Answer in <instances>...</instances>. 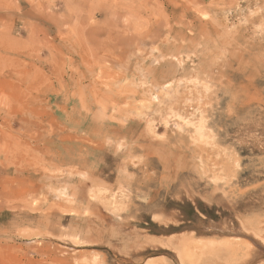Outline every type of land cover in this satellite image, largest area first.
I'll use <instances>...</instances> for the list:
<instances>
[{
	"label": "rangeland",
	"instance_id": "1",
	"mask_svg": "<svg viewBox=\"0 0 264 264\" xmlns=\"http://www.w3.org/2000/svg\"><path fill=\"white\" fill-rule=\"evenodd\" d=\"M0 264H264V0H0Z\"/></svg>",
	"mask_w": 264,
	"mask_h": 264
},
{
	"label": "bare ground",
	"instance_id": "2",
	"mask_svg": "<svg viewBox=\"0 0 264 264\" xmlns=\"http://www.w3.org/2000/svg\"><path fill=\"white\" fill-rule=\"evenodd\" d=\"M188 78V77H187ZM195 80V79H194ZM206 91H207V89H205ZM205 92V91H204ZM168 116V115H167ZM166 116V117H167ZM170 116H172V115H170ZM188 118V117H187ZM190 118V117H189ZM173 119V118H172ZM180 121H182V122H184L185 124H187V122L188 121H185L184 119H182V118H178ZM199 119H201L200 117H199ZM167 122V121H166ZM175 124V123H174ZM203 123H202V121H200L199 122V125H198V129H197V132L199 133V134H201V132H202V127H203V125H202ZM188 125V124H187ZM195 125V124H194ZM184 126H186V125H184ZM197 126V125H196ZM191 127V126H190ZM193 128V127H192ZM195 128V127H194ZM194 130V129H193ZM182 132V131H181ZM197 135V134H196ZM202 136V135H201ZM199 137V136H198ZM197 137V138H198ZM194 138H196V136L194 137ZM202 138H203V136H202ZM201 139V138H200ZM204 139V138H203ZM195 140V139H194ZM197 140V139H196Z\"/></svg>",
	"mask_w": 264,
	"mask_h": 264
}]
</instances>
